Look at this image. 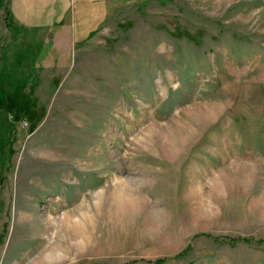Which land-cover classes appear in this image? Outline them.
Listing matches in <instances>:
<instances>
[{"label": "rangeland", "instance_id": "obj_1", "mask_svg": "<svg viewBox=\"0 0 264 264\" xmlns=\"http://www.w3.org/2000/svg\"><path fill=\"white\" fill-rule=\"evenodd\" d=\"M8 1L0 264H264V0H107L62 48L24 31L93 4Z\"/></svg>", "mask_w": 264, "mask_h": 264}, {"label": "crops", "instance_id": "obj_2", "mask_svg": "<svg viewBox=\"0 0 264 264\" xmlns=\"http://www.w3.org/2000/svg\"><path fill=\"white\" fill-rule=\"evenodd\" d=\"M106 1L107 0H80V3L83 2V5L87 2L93 5L88 9L89 11L86 10V7H80V9H77L76 11L73 9V17L67 15L70 13H66V9L57 13L55 7L52 6L47 10L48 13L44 17L46 21L42 24L43 27L34 26V28L32 27V30H30L29 27L33 25L27 24L30 22L27 18H32L28 16L35 15L34 7L36 0H9L6 7L9 13L7 27L10 28L9 25L12 23L20 26V29H22V25H28L29 27H27L24 32L28 30L31 31V33L42 32L50 34L45 35V39L49 44L51 43L50 48H53L54 46L62 48L64 45L68 44H70L71 47L75 45L80 47L92 41V39L99 34L100 30L104 27L109 12L108 7L106 6ZM48 7L49 6H47V8ZM75 16L78 17V25L75 24ZM33 29L35 30L33 31ZM21 32L22 31H19L17 35L18 37L16 36L18 40L27 37L26 33L28 32L23 33L22 35ZM36 37L40 38V35L36 34L29 37V39H36ZM49 53V55H53L51 51Z\"/></svg>", "mask_w": 264, "mask_h": 264}, {"label": "trees", "instance_id": "obj_3", "mask_svg": "<svg viewBox=\"0 0 264 264\" xmlns=\"http://www.w3.org/2000/svg\"><path fill=\"white\" fill-rule=\"evenodd\" d=\"M1 5L2 4H0V7H1ZM4 13L6 14V17H5V24H6V26L8 25V18H9V13H8V11H7V8L6 7H4ZM241 240H244V242L246 243V244H250L251 243V241L250 240H247V239H241ZM234 242V241H233ZM156 263H162V260H160V259H158V260H156Z\"/></svg>", "mask_w": 264, "mask_h": 264}, {"label": "built area", "instance_id": "obj_4", "mask_svg": "<svg viewBox=\"0 0 264 264\" xmlns=\"http://www.w3.org/2000/svg\"><path fill=\"white\" fill-rule=\"evenodd\" d=\"M27 123H25V125H26Z\"/></svg>", "mask_w": 264, "mask_h": 264}]
</instances>
